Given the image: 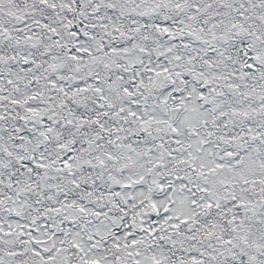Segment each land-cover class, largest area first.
<instances>
[{"label": "snow or ice", "instance_id": "6c2138e0", "mask_svg": "<svg viewBox=\"0 0 264 264\" xmlns=\"http://www.w3.org/2000/svg\"><path fill=\"white\" fill-rule=\"evenodd\" d=\"M0 264H264V0H0Z\"/></svg>", "mask_w": 264, "mask_h": 264}]
</instances>
